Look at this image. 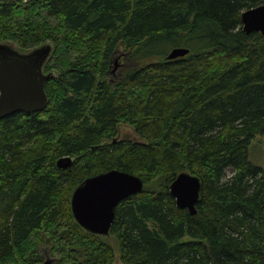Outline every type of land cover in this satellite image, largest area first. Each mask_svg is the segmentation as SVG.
I'll return each instance as SVG.
<instances>
[{
    "label": "trees",
    "instance_id": "obj_1",
    "mask_svg": "<svg viewBox=\"0 0 264 264\" xmlns=\"http://www.w3.org/2000/svg\"><path fill=\"white\" fill-rule=\"evenodd\" d=\"M263 3L0 0V41L53 43L56 74L45 109L0 120V264H114L115 246L123 264H264V169L249 157L264 135V37L241 20ZM161 39L190 51L167 59L148 47ZM112 168L143 190L93 234L71 196ZM181 171L202 182L195 215L170 194Z\"/></svg>",
    "mask_w": 264,
    "mask_h": 264
},
{
    "label": "water",
    "instance_id": "obj_2",
    "mask_svg": "<svg viewBox=\"0 0 264 264\" xmlns=\"http://www.w3.org/2000/svg\"><path fill=\"white\" fill-rule=\"evenodd\" d=\"M241 20L246 33L257 31L264 37V3L244 10ZM189 51L187 47H174L166 58L184 57ZM53 53L54 45L51 42L22 50L14 41H0V120L17 112L32 113L47 107L46 82L56 74L46 72L45 66ZM114 64L115 70L120 65L119 60ZM68 161L63 166H68L71 158ZM143 186L141 176L117 168L89 176L72 193V213L87 231L109 235L118 204L130 195L141 192ZM169 189L178 207L187 209L191 215L197 213L202 191L200 177L189 171H181ZM49 263L50 260H46V264Z\"/></svg>",
    "mask_w": 264,
    "mask_h": 264
},
{
    "label": "rangeland",
    "instance_id": "obj_3",
    "mask_svg": "<svg viewBox=\"0 0 264 264\" xmlns=\"http://www.w3.org/2000/svg\"><path fill=\"white\" fill-rule=\"evenodd\" d=\"M174 44L175 43L167 42V41L161 39L159 41H155V42L149 44L148 47L150 49H152L154 52H165L167 55L168 54L167 52L170 51V49L173 47L172 45H174ZM150 49H148V50H150ZM118 60H119V63H121V59H118ZM118 70H119V66L115 70L113 68L112 73H110V76L111 77H117ZM123 133H124L123 137L129 136L132 138H136L134 131L131 130L130 128L124 129ZM249 157L253 163L262 166V168L264 169V135L257 134L255 136V138L253 139V141L250 145V148H249ZM111 242L115 246L116 243L113 239H111ZM115 247H116V259H115L114 264H123L122 261L120 260V257H119L118 247L117 246H115ZM44 250H46V248H44L43 251Z\"/></svg>",
    "mask_w": 264,
    "mask_h": 264
},
{
    "label": "flooded vegetation",
    "instance_id": "obj_4",
    "mask_svg": "<svg viewBox=\"0 0 264 264\" xmlns=\"http://www.w3.org/2000/svg\"><path fill=\"white\" fill-rule=\"evenodd\" d=\"M68 158H70V157H65V158H61V159H59L58 162H57V165L59 166V163H60L61 166H59V167H61V168H62V167H67V166H63V165H65V164H67V163L69 162V161H68ZM63 159H66V160H67V162L64 163V164L62 163ZM70 162L72 163V159H71ZM69 165H70V163H69ZM69 165H68V166H69Z\"/></svg>",
    "mask_w": 264,
    "mask_h": 264
}]
</instances>
